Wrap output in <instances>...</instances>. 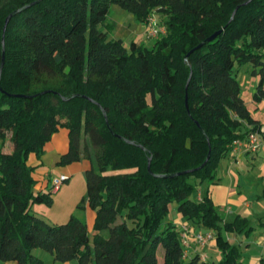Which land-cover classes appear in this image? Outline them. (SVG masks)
<instances>
[{"label": "trees", "instance_id": "1", "mask_svg": "<svg viewBox=\"0 0 264 264\" xmlns=\"http://www.w3.org/2000/svg\"><path fill=\"white\" fill-rule=\"evenodd\" d=\"M33 2L4 34L0 264H46L33 249L62 264H245L227 236H248L250 221L226 220L197 190L204 181L218 184L236 139L255 133L264 145V123L237 79V68L248 65L258 80L252 101L264 102V0H0V66L6 17ZM113 5L143 24L158 14L164 33L149 47L109 39L100 26ZM103 113L133 145L111 135ZM61 130L68 146L58 165L88 166L78 208L94 214L92 237L74 216L56 224L32 211L52 204L53 186L37 188L35 175L44 146ZM173 202L182 224L168 217ZM181 225L211 232L219 260L189 254Z\"/></svg>", "mask_w": 264, "mask_h": 264}, {"label": "rangeland", "instance_id": "2", "mask_svg": "<svg viewBox=\"0 0 264 264\" xmlns=\"http://www.w3.org/2000/svg\"><path fill=\"white\" fill-rule=\"evenodd\" d=\"M154 18L157 20L158 14H155ZM101 30L105 32L109 39H115V40H121L125 46L130 44L131 42H137L138 44H143L145 46H151L152 42L156 38H149L147 35V24L139 23L136 21L135 17L132 13L129 11L122 9L116 5H113L110 10L108 17L103 25L100 26ZM237 79L239 81L240 85V96L245 101V104L247 105V108L252 112L253 115H257L256 119L261 121V123H264V112L262 110H259V103H254L252 101V96L255 91V87L257 85V78L251 75L250 67L248 65H242L237 68ZM61 131L57 132L59 134ZM65 134L64 132H61ZM10 135H7L5 145L3 150L5 152H10L12 149V144L9 141ZM243 161V160H242ZM33 159L29 160V163H32ZM46 164V163H45ZM221 164V163H220ZM219 164L217 175H221L223 171V167ZM47 165V164H46ZM70 166V167H69ZM83 162H74L67 166H60L57 165L58 168H68L66 169L65 173L68 175V181L64 182L61 187V191L57 196H52V204L47 205L46 203H35L32 206V211L37 213L38 216L46 220L50 223H56V224H63L70 216H74L81 221H83L86 226V216L89 214L90 216H93V212L87 208L86 206L83 208H78V204L83 198L85 194V179L84 174L81 172V169H83ZM44 168L48 170V167ZM44 168H42L41 165H39L36 168V171L40 173L41 175H37L38 178H41L42 173H44ZM251 167L246 166V164L243 161V176H241L242 185H245V192L250 190L252 195H256L257 193L261 195L260 198H257V196L254 197V200L258 199L264 202V191H262L260 181L252 177V179L249 181L250 183L247 185L245 182L247 172L250 173ZM109 172V171H108ZM57 177V179L60 178L61 175L60 172L54 173ZM250 176H253V173H250ZM223 175V174H222ZM211 185L208 181H204L199 186L198 190L201 189L202 193L205 195L206 190ZM258 189V192H257ZM244 192V193H245ZM252 201V200H249ZM177 204L173 202L170 205L169 208V214L168 217L175 222V219L177 218ZM248 220L250 221L251 226L253 227V230L250 232L248 236L241 235L238 239V245L242 252V262L245 264L247 263V258L249 257L250 253L252 254H260L264 253V243H262V240H264V218L259 220L257 217L253 215L247 216ZM233 216L229 217V220H232ZM184 221H182L183 223ZM180 223V224H182ZM89 229V236L92 237L91 233V226ZM229 236H227L228 238ZM231 244H234L233 240H230ZM247 243L250 244L249 247H251V250L247 252ZM237 245V244H236ZM32 254L40 259H42L46 264H52V258L51 255L42 250V249H33ZM158 258L161 259L163 256V249L159 248L158 250ZM55 264H62V263H55ZM70 264H76L75 262H71Z\"/></svg>", "mask_w": 264, "mask_h": 264}, {"label": "crops", "instance_id": "3", "mask_svg": "<svg viewBox=\"0 0 264 264\" xmlns=\"http://www.w3.org/2000/svg\"><path fill=\"white\" fill-rule=\"evenodd\" d=\"M258 108L260 111L262 110V112H264V102L259 103ZM256 116L257 115L255 114L254 117L256 118ZM61 132H64L65 134ZM61 132L59 134H54L51 140L44 146V153L41 156L40 165L42 166V168H44L45 166L49 169L46 170L44 168V170L46 171H44V173H42L41 178H39L40 182L38 183L37 188L44 189L47 186L52 185L53 179L57 178L54 174L55 172H60V178H66L62 182V184L69 180L67 177L68 175H66L65 171L66 169H69L70 166L66 169L57 167L60 156L67 151L68 146L67 134L64 130H61ZM242 160L244 161L246 166L251 167L250 173H253V176H250L251 174L247 172V180H245L247 185L250 183L249 181L252 179V177H254L255 179L260 181L262 191H264V145H262L256 153H249L243 151L236 155L227 156L225 159H223L220 162L222 164L220 165L224 168L222 171L223 175H217L218 184L211 185V188L209 187L206 190L205 194H209L212 203L216 207H218L220 213L226 220H229L230 216L234 217L235 215H240L246 218L248 215H253L259 220H261L262 218H264V202L258 199L254 200L255 196H257V198H260L261 195L258 193L256 195H252L250 193L252 191L251 188L249 189L250 192H248L249 190L246 192L244 191L245 185L241 184L242 181L240 178L241 176H243ZM83 164L84 166L83 169H81V172H83L84 174L88 166L85 162H83ZM37 175L41 174L36 171L35 176L37 177ZM62 184L60 185L57 191L53 192L54 196H57L60 193ZM197 196H199V198L204 196L201 189H199ZM93 219L94 214L93 216L87 214L86 223L88 228L92 226ZM182 221L185 222V220L181 218L180 215H177L175 223H182ZM196 230V228L191 227V231L200 232ZM228 236L229 242L230 240H233L234 244H238V239L240 236ZM246 246L248 247L246 251L249 252L251 250V247H249L250 244L247 243ZM188 253L199 254L202 257H205L207 261L211 262H216L220 258V251L215 246L214 240H211L208 244L204 246H198L194 241L191 240L189 242ZM247 259L248 260L246 264H264V253H260L257 255L250 253Z\"/></svg>", "mask_w": 264, "mask_h": 264}, {"label": "built area", "instance_id": "4", "mask_svg": "<svg viewBox=\"0 0 264 264\" xmlns=\"http://www.w3.org/2000/svg\"><path fill=\"white\" fill-rule=\"evenodd\" d=\"M159 33L162 34L164 32L161 28L158 27L156 19L154 17L150 18L147 23L148 37L157 38ZM261 146L262 144L259 141L258 136L255 133H250L244 139L242 140L236 139L233 142L231 154L236 155L243 151L249 153H256L261 148ZM65 179L66 178L64 177H61L59 179L57 178L53 179L52 181L53 192L58 190V188ZM181 230H182V234H181L182 245L186 249H188L189 242L191 240L194 241L198 246H204L214 239V235L211 232H206V233L194 232L191 231V229H189L185 225H181ZM262 243H264V240H262Z\"/></svg>", "mask_w": 264, "mask_h": 264}, {"label": "water", "instance_id": "5", "mask_svg": "<svg viewBox=\"0 0 264 264\" xmlns=\"http://www.w3.org/2000/svg\"><path fill=\"white\" fill-rule=\"evenodd\" d=\"M35 3H36V2H33V3L28 4V5H26V6L22 7V8H20V9H17V10H15V11L11 12V13L6 17V19H5V21H4L3 29H2V39H1V42H2V61H1V66H0V72H1V69H2V66H3L4 34H5L6 27H7V24H8V22H9V20H10L13 16H15L16 14H18V13H20V12H22V11L28 9V8H30V7L33 6ZM234 14H235V12H233L231 19L233 18ZM217 35H218V33L213 34V35H212L211 37H209L206 41L209 42V41L214 40V39L216 38ZM201 45H202V44H200L199 46H197V47L195 48V50L198 49L199 47H201ZM190 76H191V74H190ZM190 76H189V79H188L187 83H188L189 80H190ZM186 93H187V85H186V87H185V106H186V108H187V96H186ZM86 99L89 100L90 102L94 103L91 99H88V98H86ZM94 104H95V103H94ZM96 105H97V107L101 108V107L99 106V104H96ZM101 111L103 112V109H101ZM103 117H104V120H105V123H106L108 129L110 130L109 125H108L107 116H106L105 113H103ZM110 133H111V135H112L113 137L118 138L119 140H121V141H123V142H125V143H127V144L133 145V142H130V141L125 140L124 138H122V137H120V136L114 134L111 130H110ZM140 148H141L142 150H144L142 147H140ZM209 155H210V153H208L207 158H206V161L208 160ZM206 161H205V162H206ZM203 165H204V164H203ZM147 170H148V172H150V158L148 159ZM193 171H194V170H191V171H185V172H180V173H177V174L172 175L171 177L178 176V175H184V174H187V173H190V172H193Z\"/></svg>", "mask_w": 264, "mask_h": 264}]
</instances>
